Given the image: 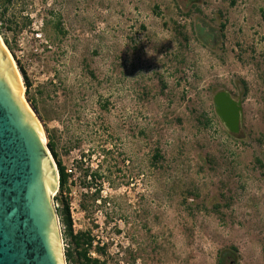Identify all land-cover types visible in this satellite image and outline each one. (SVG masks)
<instances>
[{"label":"rangeland","instance_id":"obj_1","mask_svg":"<svg viewBox=\"0 0 264 264\" xmlns=\"http://www.w3.org/2000/svg\"><path fill=\"white\" fill-rule=\"evenodd\" d=\"M0 35L93 257L264 264V0H0Z\"/></svg>","mask_w":264,"mask_h":264},{"label":"water","instance_id":"obj_2","mask_svg":"<svg viewBox=\"0 0 264 264\" xmlns=\"http://www.w3.org/2000/svg\"><path fill=\"white\" fill-rule=\"evenodd\" d=\"M22 95L16 68L0 42V264H65L52 200L59 189L58 167ZM213 103L227 130L239 134L242 101L221 91Z\"/></svg>","mask_w":264,"mask_h":264},{"label":"trees","instance_id":"obj_3","mask_svg":"<svg viewBox=\"0 0 264 264\" xmlns=\"http://www.w3.org/2000/svg\"><path fill=\"white\" fill-rule=\"evenodd\" d=\"M53 157L56 159L57 155L54 153ZM59 170V191L60 195L70 194V180L71 176L67 172V168L63 165L60 160L56 162ZM94 177H98L97 174H91ZM59 199V198H56ZM61 208H57V214L61 225L63 226V237L64 240L69 241L68 248L65 252L66 260L68 264L75 262L80 264H104L99 257H93L92 254L97 253L104 255V248L94 246V238L92 235L84 232H75L74 223L72 219V211L70 208V202L68 200H61Z\"/></svg>","mask_w":264,"mask_h":264},{"label":"bare ground","instance_id":"obj_4","mask_svg":"<svg viewBox=\"0 0 264 264\" xmlns=\"http://www.w3.org/2000/svg\"><path fill=\"white\" fill-rule=\"evenodd\" d=\"M0 42L2 43L3 47H4L5 50L8 52V54L10 55V58H11L13 64H14V61H15V60H14V58H13V56H12L10 50H9L8 47L6 46L4 40L2 39L1 35H0ZM14 66H15V68H16V71H17V73H18V76H19V78H20L21 85H22V90H23L22 99H23V101H24V103L26 104L27 108L29 109V111H30L31 114L34 116V118L36 119V121L38 122V124H39V126H40L41 133H42V136H43V143H44V144H47L48 141H47V135H46V132H45L44 126H43V124L41 123L39 117H37L36 113L34 112V110H33L34 108L31 107L29 101L26 99V96H25V85L23 84V80H22V77H21V75H20V73H19V70H18L17 66H16V65H14ZM49 154H51V153L49 152ZM51 157H52V156H51ZM55 164H56V163H55ZM55 166H56V165H55ZM56 167H57V166H56ZM57 170H58V169H57Z\"/></svg>","mask_w":264,"mask_h":264},{"label":"clouds","instance_id":"obj_5","mask_svg":"<svg viewBox=\"0 0 264 264\" xmlns=\"http://www.w3.org/2000/svg\"><path fill=\"white\" fill-rule=\"evenodd\" d=\"M57 165V164H56ZM58 173H59V170H58Z\"/></svg>","mask_w":264,"mask_h":264}]
</instances>
